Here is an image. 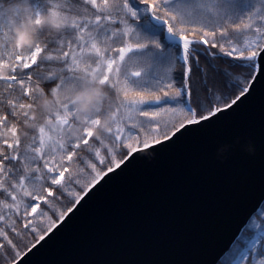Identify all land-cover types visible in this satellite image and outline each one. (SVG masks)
<instances>
[{
  "label": "snow or ice",
  "instance_id": "6c2138e0",
  "mask_svg": "<svg viewBox=\"0 0 264 264\" xmlns=\"http://www.w3.org/2000/svg\"><path fill=\"white\" fill-rule=\"evenodd\" d=\"M23 37V42L21 38ZM264 92V0H0V264ZM251 145L220 143L216 159ZM200 264H264V177Z\"/></svg>",
  "mask_w": 264,
  "mask_h": 264
},
{
  "label": "water",
  "instance_id": "95a60500",
  "mask_svg": "<svg viewBox=\"0 0 264 264\" xmlns=\"http://www.w3.org/2000/svg\"><path fill=\"white\" fill-rule=\"evenodd\" d=\"M251 145L216 159L217 144ZM264 177V92L216 130L138 164L95 196L33 264H200L228 243L241 198Z\"/></svg>",
  "mask_w": 264,
  "mask_h": 264
},
{
  "label": "trees",
  "instance_id": "16d2710c",
  "mask_svg": "<svg viewBox=\"0 0 264 264\" xmlns=\"http://www.w3.org/2000/svg\"><path fill=\"white\" fill-rule=\"evenodd\" d=\"M32 3L35 4V3H43V0H32Z\"/></svg>",
  "mask_w": 264,
  "mask_h": 264
},
{
  "label": "clouds",
  "instance_id": "9594fccd",
  "mask_svg": "<svg viewBox=\"0 0 264 264\" xmlns=\"http://www.w3.org/2000/svg\"><path fill=\"white\" fill-rule=\"evenodd\" d=\"M21 42H23V37L21 38Z\"/></svg>",
  "mask_w": 264,
  "mask_h": 264
},
{
  "label": "rangeland",
  "instance_id": "374dc122",
  "mask_svg": "<svg viewBox=\"0 0 264 264\" xmlns=\"http://www.w3.org/2000/svg\"><path fill=\"white\" fill-rule=\"evenodd\" d=\"M36 4V3H35Z\"/></svg>",
  "mask_w": 264,
  "mask_h": 264
}]
</instances>
